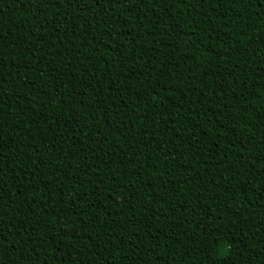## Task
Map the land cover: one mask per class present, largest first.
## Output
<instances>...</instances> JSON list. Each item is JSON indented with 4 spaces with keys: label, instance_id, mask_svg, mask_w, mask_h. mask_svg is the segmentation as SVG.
I'll return each mask as SVG.
<instances>
[{
    "label": "trees",
    "instance_id": "1",
    "mask_svg": "<svg viewBox=\"0 0 264 264\" xmlns=\"http://www.w3.org/2000/svg\"><path fill=\"white\" fill-rule=\"evenodd\" d=\"M0 264H264V0H0Z\"/></svg>",
    "mask_w": 264,
    "mask_h": 264
},
{
    "label": "snow or ice",
    "instance_id": "2",
    "mask_svg": "<svg viewBox=\"0 0 264 264\" xmlns=\"http://www.w3.org/2000/svg\"><path fill=\"white\" fill-rule=\"evenodd\" d=\"M73 2V0H69V3Z\"/></svg>",
    "mask_w": 264,
    "mask_h": 264
}]
</instances>
